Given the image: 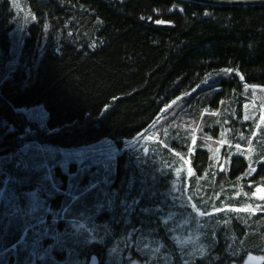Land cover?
I'll return each mask as SVG.
<instances>
[{"label":"trees","instance_id":"1","mask_svg":"<svg viewBox=\"0 0 264 264\" xmlns=\"http://www.w3.org/2000/svg\"><path fill=\"white\" fill-rule=\"evenodd\" d=\"M25 2L34 18L13 63L14 10L9 0H0V156L30 140L62 147L104 138L120 143L149 126L155 132L148 134L157 135L147 150L130 147L115 157L110 205L85 210L93 214V243L81 250L90 233L78 234L80 255L96 252L102 261L114 247L129 255L133 248L145 262L165 253L169 264L264 258V199L254 196L257 187L264 188L258 116L242 120L240 102V120L232 119L230 145L221 151L223 169L205 147L210 142L193 138L173 109L156 119L173 99L215 86H200L208 73V81L224 76V89L205 98L217 108L215 123L205 130L216 134L217 121L228 116L226 99L242 90L236 73L226 69L239 72L247 84L264 86V4ZM219 97L225 100L218 103ZM37 104L47 111L46 129L21 111ZM203 111L196 110L197 121ZM236 144L249 145V156L230 153ZM179 155L189 159L190 173ZM247 158L255 168L251 174Z\"/></svg>","mask_w":264,"mask_h":264},{"label":"rangeland","instance_id":"2","mask_svg":"<svg viewBox=\"0 0 264 264\" xmlns=\"http://www.w3.org/2000/svg\"><path fill=\"white\" fill-rule=\"evenodd\" d=\"M9 1L14 10L13 28L9 34L14 63L20 53L27 26L34 17L25 0ZM226 70L236 73L242 82V90L226 99L228 116L224 114L219 118L217 122L220 127L216 134L205 130L206 127L212 128L217 116V108L205 103V98L214 95L212 90L218 92L224 89L220 81L221 78H225L224 76H217L214 80L208 81L212 77V74L208 73L200 86L217 82L215 86L189 94L184 100L180 98L182 95L173 99L156 117L159 119L165 110L173 109V115L176 114L193 138H202L210 142L205 147L221 169L226 161L221 151L224 145H230L229 135L234 127L232 119L240 120L238 117L240 102L243 104L242 120L251 121L258 116L259 124L255 134L264 138V86L247 84L239 72ZM223 100L225 98L219 97L218 103ZM198 108L204 111L197 121L194 115ZM21 111L39 128H47V111L43 105H33ZM151 129L149 126L134 138L123 139L120 143L104 138L78 147H62L30 140L16 151L1 155L0 264H84L86 259L83 253L78 258L79 244L76 236L85 232L90 233L84 244L87 246L93 243L91 225L93 214L92 210L90 212L85 210L110 205L108 195L112 192L109 186L113 180L115 157L130 147L147 150L146 145L157 142V135L148 134L155 132ZM232 146L234 148L229 150L230 153L239 152L246 157L249 156L251 151L249 145L245 148L237 144ZM179 157L182 167L184 166L187 173H190L189 159L182 155ZM247 160V171L251 174L255 168L248 158ZM175 172L178 173L177 170ZM176 184V181L173 182L172 187L174 188ZM92 185L96 187H91ZM254 196L262 199L264 188L257 187ZM77 206L81 207L82 211H75ZM16 235H20L19 239L13 245L5 247V244L15 239ZM120 253L121 249L109 248L104 252L102 261L104 264H169L165 253L156 257L155 262L153 259L149 262L143 261L139 258L140 254L133 256L125 252L122 255ZM263 261L261 255L251 254L241 264H262Z\"/></svg>","mask_w":264,"mask_h":264},{"label":"water","instance_id":"3","mask_svg":"<svg viewBox=\"0 0 264 264\" xmlns=\"http://www.w3.org/2000/svg\"><path fill=\"white\" fill-rule=\"evenodd\" d=\"M200 2L210 3V4H264V0H197ZM99 260L96 255H91L88 264H98Z\"/></svg>","mask_w":264,"mask_h":264},{"label":"flooded vegetation","instance_id":"4","mask_svg":"<svg viewBox=\"0 0 264 264\" xmlns=\"http://www.w3.org/2000/svg\"><path fill=\"white\" fill-rule=\"evenodd\" d=\"M83 243H85V241L83 240ZM100 245L99 246H101V248L102 249H104V247L102 246L103 245V243L100 241V242H98ZM87 246H89V245H87ZM85 247H86V244H84V248L83 247H80L81 248V250H85ZM124 249V248H123ZM123 249H121V253H120V255H122V253H124L125 252V250L123 251ZM105 250V249H104ZM96 255L97 257H98V260H99V263L98 264H104V261H102L101 262V260H100V257L95 253V252H89V254L88 253H85V254H83L84 255V259H86V262L84 263V264H88V262H89V258H90V256L91 255ZM126 254V253H125ZM131 254L134 256V255H136L135 254V250L134 249H132V251H131ZM79 256H80V252H79V254H78V258H79ZM88 256V257H87ZM137 256V255H136ZM121 257V256H120ZM123 264H125V263H123Z\"/></svg>","mask_w":264,"mask_h":264},{"label":"snow or ice","instance_id":"5","mask_svg":"<svg viewBox=\"0 0 264 264\" xmlns=\"http://www.w3.org/2000/svg\"><path fill=\"white\" fill-rule=\"evenodd\" d=\"M91 187H96V185H92ZM258 191H259V189H258ZM262 199H264V197H261ZM14 218H18V217H14ZM28 228V225L26 224L25 225V229H27Z\"/></svg>","mask_w":264,"mask_h":264}]
</instances>
